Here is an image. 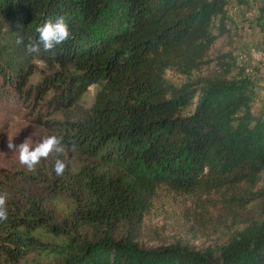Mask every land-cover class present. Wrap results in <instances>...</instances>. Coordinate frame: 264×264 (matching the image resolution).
I'll list each match as a JSON object with an SVG mask.
<instances>
[{
	"label": "trees",
	"instance_id": "16d2710c",
	"mask_svg": "<svg viewBox=\"0 0 264 264\" xmlns=\"http://www.w3.org/2000/svg\"><path fill=\"white\" fill-rule=\"evenodd\" d=\"M112 2L123 6L124 21L110 35L93 37L91 25ZM218 2L0 0V16L11 31L6 45L0 43V93L13 90L22 102L25 96L40 93V98L46 88H54L61 94H56L53 105L70 106L87 86L98 84L87 117L66 123L70 133L57 136L63 138L62 143L95 152L111 143L121 160L146 168L132 176L115 168L76 174L75 183L84 179L85 199L74 214L79 223L101 234L98 242L68 235L70 227L47 222L37 210L31 217L7 213L8 218L0 221L3 253L17 258L24 243L16 231L26 235L45 225L55 236L66 233L73 241L54 245L59 255L55 264H264V229L250 240L231 243L220 255L172 245L144 248L136 242L139 225L160 184L183 192L217 190L249 179L264 166V120L247 110L236 115L234 105L243 101L242 95L214 84L197 90L190 84L174 88L165 78L171 65L201 51L199 42ZM58 16L69 25L71 35L65 43L50 51L41 45L35 53L16 43L18 36L25 43L28 37L35 40L36 27ZM32 58L63 71L24 89ZM67 70L77 74L66 75ZM196 93L192 113L182 115V107ZM35 122L61 128L38 113ZM25 239L28 244H39L31 236Z\"/></svg>",
	"mask_w": 264,
	"mask_h": 264
},
{
	"label": "rangeland",
	"instance_id": "374dc122",
	"mask_svg": "<svg viewBox=\"0 0 264 264\" xmlns=\"http://www.w3.org/2000/svg\"><path fill=\"white\" fill-rule=\"evenodd\" d=\"M215 11L199 42L201 51L192 59L171 65L165 71L166 81L174 88L190 84L196 90L212 84L222 85L232 95L244 97L242 102H235L236 115L247 110L250 115L264 120V0H219ZM123 19V6L112 2L91 25V35L108 36L121 26ZM10 36L8 21L0 16V43L5 44ZM256 53L263 55L257 60ZM29 65L32 70L25 77L24 89H32L44 76L63 71L57 65L43 63L37 58H32ZM64 73L74 76L77 71ZM98 88V84H90L70 106L53 105L56 94H61L54 88H46L40 98V93L25 96L22 102L13 90L0 93V194H7V213L31 217L32 211L37 210L47 222L70 227L68 235L94 238L93 241L98 242L101 234L79 223L74 214L82 208L85 199L84 179L75 183L79 178L76 174L80 170L115 168L132 176L143 173L146 168L121 160L111 143L96 152L62 143V154L52 152L46 159H41L34 171H29L19 163L18 152H10L6 147L10 140L19 144L28 139L35 146L44 136L69 134L66 123L87 117ZM197 98L196 93L182 107V115L192 113ZM37 113L60 123L57 127L61 128L49 129L36 123ZM57 158L66 163L60 176L53 169ZM263 229L264 166L249 179L217 190L202 188L183 192L160 184L139 225L136 242L144 248L172 245L220 255L231 243L239 239L250 240ZM25 233L16 231L22 235L24 243L18 249L20 256L11 259L0 250V264H55L59 255L54 245L67 246L73 242L66 233L55 236L45 225ZM114 234L111 232L110 236ZM30 236L39 244H28L25 238Z\"/></svg>",
	"mask_w": 264,
	"mask_h": 264
},
{
	"label": "clouds",
	"instance_id": "9594fccd",
	"mask_svg": "<svg viewBox=\"0 0 264 264\" xmlns=\"http://www.w3.org/2000/svg\"><path fill=\"white\" fill-rule=\"evenodd\" d=\"M38 37L33 40L28 37L27 43H25L24 37L18 36L16 43L24 44L25 50L28 53H35L40 50V46H43L45 51H50L56 46L65 43L70 38L69 25L65 17L58 16L54 20L47 19L42 25H38L35 29ZM62 137L57 135L44 136L38 143L33 146L25 139L23 142L16 144L13 140L7 142V149L10 152H18V160L21 165L26 166L27 170L34 171L36 165H38L42 158L46 159L52 152L62 154L64 147L62 145ZM54 172L57 176L63 175L66 169V163L60 159H55L53 165ZM7 194H0V221L6 220Z\"/></svg>",
	"mask_w": 264,
	"mask_h": 264
},
{
	"label": "built area",
	"instance_id": "2783aa9c",
	"mask_svg": "<svg viewBox=\"0 0 264 264\" xmlns=\"http://www.w3.org/2000/svg\"><path fill=\"white\" fill-rule=\"evenodd\" d=\"M263 54L256 53V59H260Z\"/></svg>",
	"mask_w": 264,
	"mask_h": 264
}]
</instances>
